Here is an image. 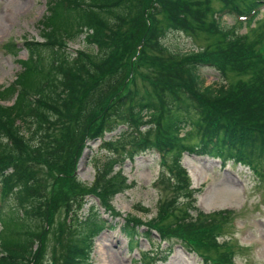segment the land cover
<instances>
[{"label":"trees","instance_id":"obj_1","mask_svg":"<svg viewBox=\"0 0 264 264\" xmlns=\"http://www.w3.org/2000/svg\"><path fill=\"white\" fill-rule=\"evenodd\" d=\"M222 1L221 13H237L245 20L236 18L227 26L214 16L207 22L212 0L48 1L42 20L44 43H27L29 55L21 60L22 71L0 89V101L4 95L14 97L11 104L0 103V183L5 200L0 264H41L48 231L57 223L63 228L58 219L64 213L69 224L60 264H94L93 239L112 225L96 205L84 214L87 201L77 198L75 191L99 193L106 212L117 213L109 202L125 188L126 179L120 171L112 174L114 166L154 148L169 157L159 178L173 197L159 206L145 228L139 217L126 215L121 230L130 237L131 247L138 245L140 235L150 238L155 229L162 240L184 241L207 264H235L229 240L217 241L232 216L227 209L191 213L198 188L191 187L181 163L184 152L200 151L219 157L223 164L229 160L243 164L257 176L264 170V43L256 48L247 33L235 30V25L255 20L264 0ZM203 27L217 37L207 49L174 51L165 44L169 32L192 34ZM81 35L89 48L73 56L68 41ZM150 42L168 51L172 60L156 61L147 52L137 55L138 47ZM7 47L17 48L12 43ZM136 56L149 88L135 87L129 96ZM208 65L227 75L226 83L206 85L202 69ZM232 71L246 80L233 79ZM72 115L73 123H67ZM60 117H66L61 134L51 139V134L42 135L46 122ZM142 126L145 132L139 131ZM119 128L117 136L103 143L109 151L103 183L79 187L70 174L85 139H102ZM42 136L54 139L48 149L43 148ZM38 167L55 173L52 187L48 177L35 172ZM167 248L163 253L144 251L141 259L152 264L159 254L166 260L172 253Z\"/></svg>","mask_w":264,"mask_h":264},{"label":"rangeland","instance_id":"obj_2","mask_svg":"<svg viewBox=\"0 0 264 264\" xmlns=\"http://www.w3.org/2000/svg\"><path fill=\"white\" fill-rule=\"evenodd\" d=\"M211 6L213 12L209 15L207 22H211V19L213 20V13L219 11L224 6V3L222 0H212ZM130 8L135 9L133 6ZM47 14V0H0V89L11 85L23 69L21 60L28 57V51L23 46V41L26 38L43 39L41 34L43 28L42 20ZM222 16L220 21L224 25L232 26L236 23L237 16L234 14L225 13ZM235 30L239 31V33H247L250 42L258 48L260 44L264 43V7L252 23L243 26L235 25ZM209 32L211 31L207 30L206 27L192 34L172 31L165 37V44L174 51L187 52L207 49L217 38L216 34L211 35ZM84 38L85 35H81L75 40L68 41L69 52L73 56L76 53L72 49L89 48ZM9 41L17 42L18 47L14 50H9L4 45ZM138 48V51L137 49L135 50L137 55L141 52L145 54L147 52L149 54L146 55L151 56V59L153 58L156 61L172 60L170 53L162 49L156 42H150L144 47L142 44ZM45 56L49 57V52ZM137 58L136 56L133 59L135 60L134 69L136 70V75L129 87L131 90L130 93H127L129 96L135 87L140 89L149 88L148 83L141 76L143 68L137 63ZM202 72L206 85L226 83L228 78L227 75L212 66H204ZM231 74L235 80L242 78L246 80L244 74L234 73L233 71ZM125 84H123L122 90L126 91L127 86L125 87ZM127 95H124V97ZM13 99L14 97L12 96L4 95L0 103L11 104ZM64 118L66 117L53 118L46 122V126H43L44 134L42 135L51 134L49 139L54 134L60 135L62 130L60 127ZM69 120L67 123H73L74 115ZM122 126L119 127H127V125L125 127ZM120 128L107 133L102 139H85L84 146L76 158L75 171L72 172L75 174H70V177L76 180L79 187L90 189L103 183L106 176L104 163L107 161V155L109 154L103 143L105 140L117 136L121 130ZM140 130L145 132L146 127L142 126ZM153 134L155 132L151 135ZM139 137H142V135ZM53 140H45L42 136L43 145L46 142V147L43 148L48 149L50 141ZM139 141H141V138ZM136 142H138V139H136ZM167 157L168 155L160 157L159 153L147 149L135 154L133 161L127 160L122 166L118 164L114 166L112 174L120 171L126 179V183L123 186L125 188L109 202L114 206L117 212L115 214L110 210L106 212L100 206L98 200L101 199L103 202V198H101L102 196L99 193H96V195L92 191H88L83 193L82 196L75 191L74 194H76L77 198L82 197L85 199L84 202L87 201L83 210L84 214L88 213L91 205H97L100 212H106L104 217L112 225L96 234L93 239L92 258L94 264H149L141 259V254L144 251L150 250V252L158 251L163 253L169 243H172V241L168 243L162 240L159 232L154 229L150 238L140 235L138 245L131 247L130 237L121 230L127 214L139 217L144 222L142 227L145 228V223L157 216L159 206L168 199L172 200L173 194L169 192L168 184L161 183L159 178L161 173L164 172V168L167 167V165L165 166ZM181 163L189 172L191 187L194 189L198 188L195 193V206L191 209V213L197 216L200 210L209 213L227 209V215L229 217L233 216L235 219L233 225H223L225 232L219 235L217 241L222 243L229 240V244L235 249L233 255L235 264H264V170H261L259 176H257L249 167L243 164L234 163L233 161L223 164L220 159L212 158L209 154L200 151L193 153L184 152ZM35 172L39 174L40 178L48 177V183L52 187L51 178L55 176V173H50L47 167H38ZM41 183L43 184V182ZM89 192L93 195H90ZM76 197L74 196V200ZM106 203L108 204L107 201ZM72 204L74 209H76V200ZM3 207L5 208V205ZM181 211L182 209H178L176 213L179 214ZM51 213L53 214V212ZM58 215H55L56 219L59 218ZM60 219L63 221L64 226L62 228L57 223L49 229L46 239L47 247L44 249L45 258H43L41 264H60L61 259H63V251H65L67 243L66 231L68 229L66 225L69 224V219L65 223V213L58 220ZM60 232L63 233L59 235ZM177 240L178 242L173 243V252L169 258L166 260L158 258L152 261V264H207L198 253L184 246V241L181 239ZM37 247L38 245L36 244L35 248Z\"/></svg>","mask_w":264,"mask_h":264}]
</instances>
